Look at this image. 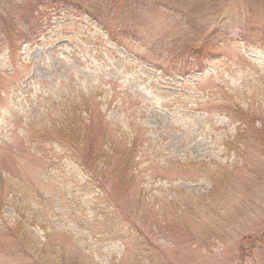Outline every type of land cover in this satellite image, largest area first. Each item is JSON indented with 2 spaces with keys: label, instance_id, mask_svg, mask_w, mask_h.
I'll return each instance as SVG.
<instances>
[{
  "label": "rangeland",
  "instance_id": "rangeland-1",
  "mask_svg": "<svg viewBox=\"0 0 264 264\" xmlns=\"http://www.w3.org/2000/svg\"><path fill=\"white\" fill-rule=\"evenodd\" d=\"M187 2L190 24L184 23L181 13L179 16L152 9L146 16L139 12L129 16L127 12H119L116 18L123 29L115 26L108 5L94 8L78 3L72 6L74 9L60 8L52 12L36 7L38 16L32 19V26L16 30L13 40H7L13 43V49L9 42L0 44V189L2 179H6L30 182L43 193L59 196L60 186L44 174L51 158L44 160L46 153L38 151L25 135L23 126L44 124L51 113H56L52 105L61 108L59 96L67 99L84 92L89 97L87 103L92 105L94 100L89 95L95 90H99L106 102L111 101L112 108L117 107L125 118L132 112L131 107L134 108L133 100L128 99L133 95L139 108L137 114L134 112L138 115L136 121L146 129L162 160L173 159L179 163L218 160L234 165L237 160L236 154L231 152L234 141L227 145L225 140L234 136L236 125L218 113H213L209 120L207 114L197 110L193 99L181 95L216 92L222 86L242 88L264 70V47L255 45L259 27L264 25V0H216L213 7L203 5L202 11L194 9L196 0ZM89 12L98 22H103L105 28L85 16ZM41 16L46 21L38 24L41 22L36 20ZM244 22L252 44L236 41L241 38L239 30ZM114 28L121 34L120 42L111 45L105 30L116 33ZM214 38L221 43L212 44ZM181 44L200 46L205 52L209 49L213 58L207 61L206 71L194 74L185 84V78L162 82L160 71L133 56L165 53L173 45ZM18 85L27 96L14 99ZM200 87L201 90L196 89ZM185 105L191 109L185 111ZM249 158L255 160L251 153ZM256 167L260 169L258 164ZM262 170L264 172V166ZM248 171L244 169L228 184L231 190L240 189L237 197L227 201L228 212H222L220 217L209 212L187 213L180 218L192 234L200 231L206 236L203 237L205 244L193 243L184 229L172 233L155 228L159 226L152 227L154 219L144 211L133 220L145 237L152 242L155 240L156 247L152 249L159 248L155 258L141 259L139 249L142 248L136 242L137 228L115 226L112 229L104 220L81 225L76 219L82 221L86 214L75 211L72 203L70 210L68 207V210L59 209L58 216L51 218L59 230L67 231L66 234H50L44 238L41 229L35 233L42 239L39 245L46 250L41 261L35 250L23 255L18 248L14 256L2 250L0 264H60V258L62 264H264V246L254 243L258 235L256 229L264 219V181L258 184ZM154 173H147L149 188L166 189L173 184L172 193H212L211 181L197 170L183 174L177 168L167 173V179H161L162 174L157 178ZM114 195L119 207H124L129 196ZM36 202L31 203V216ZM54 205L61 207L56 200ZM11 210L14 212L12 206H7L8 220H14ZM93 218L91 214L87 219ZM214 230L218 231L216 235L210 233ZM51 231L49 228L48 232Z\"/></svg>",
  "mask_w": 264,
  "mask_h": 264
},
{
  "label": "trees",
  "instance_id": "trees-1",
  "mask_svg": "<svg viewBox=\"0 0 264 264\" xmlns=\"http://www.w3.org/2000/svg\"><path fill=\"white\" fill-rule=\"evenodd\" d=\"M187 1L189 0H177V2L175 0L176 3L160 2L159 0H0V44L9 42L10 49H13V43L7 40H13V33L16 30L32 26V19L38 16L36 7L52 12L60 8L74 9L72 6L78 3L94 8L108 5V10L111 11V16L116 21L115 26L123 29L120 20L116 18L119 12H127L128 16L139 12L146 16L152 9L179 16L181 13L184 23L190 24L192 21L187 22L190 12ZM196 1L197 5L194 6V9L200 11L204 9L203 5L210 8L216 2V0ZM30 4L33 5L29 6ZM92 15L89 12L85 16L97 21ZM37 21L41 22L38 24H42L46 18L41 16ZM26 22H29L30 25H27ZM98 23L104 27L103 22L99 21ZM118 28H114L116 33L105 30V36L108 37L107 42L111 45L120 42L121 34H118ZM247 29L249 31L247 23L244 22L239 30L241 38L236 41L252 44L249 41ZM258 34L255 45L264 47V25L259 27ZM39 35L41 36L42 33ZM214 42L221 43L215 38L212 39V44ZM203 44L204 40L201 42V46ZM205 50L200 46L181 44L173 45L171 50L165 53H154L145 57L140 54L133 56L160 71L159 78L162 82L166 83L167 80L177 82L179 78H185L186 80L183 81L185 84L194 74L206 71L207 61L213 58H210L209 49L207 52ZM243 59L247 58L243 56ZM260 73L264 75V70L260 71L251 83L249 81L242 88L222 86L216 92L205 94L199 91L197 96L181 95V97L193 99L192 103L197 105V110L207 114L209 120L213 118V113H218L229 118L236 125L234 136L230 135L231 140H225L227 145L234 141L231 145V152L236 154L237 160L232 166L218 160H195L189 163L174 162L173 159L162 160L161 153L159 151L156 153V145L147 136L146 129L136 121L139 108L133 95L128 97L129 100H133L134 108L131 107L132 112L128 114L127 118L124 114H120L117 107L112 108L111 101L106 102L101 97L99 90H95L89 95L94 100L92 105L87 103L89 97L84 92L75 93L74 96H69L67 99L59 96L61 108L56 109L52 105L53 111L56 113H51L44 124L36 127L27 123L26 127H23L25 135L35 143L38 151L46 153L44 160L51 158L48 160L50 164L44 174L48 180H54L60 186L61 192L56 197L55 194L37 190L30 182L17 183L2 179L0 252L7 250L6 254L14 256L18 248L24 253L23 255H30L31 251L35 250L41 261L45 257L46 250L41 247L42 245H39L42 239H39L35 233L41 229L45 233L44 238L50 234H54V236L66 234L67 231L59 230L51 218L58 216L59 209L70 210L72 203V208L75 211L86 214V218H83L82 221L81 218L76 219L81 225L104 220L106 226H113L112 229L115 226L136 229L137 223L133 218L148 211L154 219L155 224L152 227L159 226L155 228L165 229L172 233L184 229L189 233V239L193 243L205 244L206 241L203 237L206 236L200 231L192 234V231H188L187 226L180 218L187 213L209 212L215 217H220L222 212H228L226 210L227 201L237 197L239 193L237 191L240 190L238 188L231 190L228 184L246 168L249 169L248 172L253 177L252 180L258 184L264 181L262 170L264 166V76H259ZM15 88L14 99L24 93L18 89L19 85ZM201 88L196 89L201 90ZM81 94L85 95L80 96ZM184 108L185 111L191 109L187 105ZM122 117L124 118L122 119ZM250 153L255 159L254 161L249 158ZM257 164L260 169L256 167ZM177 168L183 174L192 171L196 173V170L201 172L211 181L212 193L210 195L172 193L173 184L171 181H168L171 184L170 188L161 189L153 186L149 188L146 180L147 173L155 171V177L158 178L159 174H162L159 177L167 179V173ZM242 174L245 176L244 173ZM107 184L110 185L109 188L106 187ZM117 193L129 196L124 207H119V201L114 195ZM32 199L37 200L33 216L29 212L31 203L36 200L31 201ZM236 199L238 200V198ZM55 200L60 202V208L58 205H54ZM44 201L49 204H44ZM142 201L144 202L142 203ZM7 206L13 207L14 212L11 210L10 213L14 220L7 219ZM172 208L175 209V212L172 211ZM49 210H51L50 213H48ZM91 214L94 218L87 219ZM35 227L37 229H34ZM49 228L52 230L51 233L48 232ZM223 228L225 227L223 226ZM256 232L258 235H255L254 243L264 246V219L257 227ZM135 233L136 242L142 248V250L138 248L141 259L155 258L159 248L152 249L156 247L155 240L153 239L152 242L145 237L140 228H137ZM210 233L216 235L218 231L214 230ZM23 255L20 256L23 257ZM59 262L62 264V258L59 259ZM67 262L70 263V261Z\"/></svg>",
  "mask_w": 264,
  "mask_h": 264
}]
</instances>
